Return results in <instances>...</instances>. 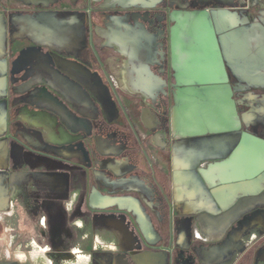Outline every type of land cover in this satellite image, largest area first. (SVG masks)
Listing matches in <instances>:
<instances>
[{
	"label": "crops",
	"instance_id": "crops-1",
	"mask_svg": "<svg viewBox=\"0 0 264 264\" xmlns=\"http://www.w3.org/2000/svg\"><path fill=\"white\" fill-rule=\"evenodd\" d=\"M154 1L0 0V141L26 143L42 167L65 170L56 165L69 162L67 149L85 132L104 167L122 174L132 167L121 154L134 134V149L169 176L167 209L182 247L144 252L135 263L170 264L175 252L178 264H223L241 253L248 226L223 246L201 239L200 248L184 247L195 240L193 226L207 241L246 217L264 228V8L252 21L241 18V4L254 0H215L208 13L194 12L191 26L182 11L161 57L144 19L163 14ZM85 54L97 57L94 68ZM122 119L125 133L113 129ZM16 152L27 153L15 147L16 159ZM4 172L0 166V210ZM116 200L155 242L140 201Z\"/></svg>",
	"mask_w": 264,
	"mask_h": 264
},
{
	"label": "flooded vegetation",
	"instance_id": "flooded-vegetation-1",
	"mask_svg": "<svg viewBox=\"0 0 264 264\" xmlns=\"http://www.w3.org/2000/svg\"><path fill=\"white\" fill-rule=\"evenodd\" d=\"M193 2H196V0ZM144 19L153 25V39L155 43L163 47L160 50V56L164 57L168 41V27L166 26L164 14L144 15ZM81 60L84 64L85 61L88 62L89 66L94 68L97 57L85 54V57ZM109 76L115 88H122L115 75L109 74ZM121 121L122 124H115L113 129H120L122 133H125L127 126L123 119ZM98 127L102 131L107 128L102 122H98ZM83 133L81 137L71 142L72 147L67 149L70 156L69 162L77 164L76 166L82 168L83 173L78 171L77 167L71 165V167H65V170H50L48 186H44L42 185L43 182L37 181L32 182L31 187L24 186L25 182L21 181L23 175L16 174L12 176L14 181L20 179L16 186L12 187L14 181L8 182V195L4 205V213L7 218L12 217L14 214V211L11 210L14 205L10 202V193L19 190L18 202L25 213L27 212V216L37 219L40 222L39 227L48 228V223L50 234L44 244H41L40 240H34L17 246L4 245V257L0 259V264H70L75 257L85 259L87 255L82 246L66 244L55 237L57 233L70 232L72 227L82 233L85 232V229L88 231L89 228L93 229L92 224L90 225L91 218H97L99 226L101 225V229L96 231L97 239L94 246L91 250H88L91 264H122V254H124L126 264H136L135 259L144 252L164 248H182L177 245L178 228L175 227V222L171 220L167 209L169 176L164 170L149 166L145 154L134 149L139 146L138 137L133 134V136L127 138L130 145L122 152L121 158H131L132 167L127 172L119 174L104 167L106 158L94 147L96 146V140L85 138V132ZM10 139L4 138L0 141V166L5 172L9 170ZM25 146L34 149L26 143ZM48 150L62 157L60 148H48ZM24 155L23 160L25 161H28L27 156L33 158L32 162L36 158L28 152ZM81 178H85V180H81ZM31 196L46 201L45 208L57 214L55 218H49L44 212L40 213L37 210L38 208L31 207L29 199ZM119 198H131L140 201L145 209L148 221L156 232L157 240L155 242L152 241L153 239L148 240L145 236L146 233H150V229L140 224L134 210L123 207L116 200ZM248 218L241 219V222L246 221L241 223V228L248 226L242 233L243 244L238 247L243 248L241 257H234L233 260H230L233 257L230 258L231 262L229 264H244L246 258H250L251 264H259L264 257V252H261L264 249V234H262L264 228L257 225V223L251 224L252 219L251 217ZM68 221L73 223L74 226L70 225L67 228ZM86 226L90 227L86 228ZM236 230L235 223L232 224L226 235L223 234L220 239L207 241V238H203L201 233L193 226L195 240L184 248H200L201 239L205 242H211L213 246H223ZM249 232H251L252 239L246 243L244 237ZM121 233L124 235L122 238ZM197 233L199 236L196 235ZM85 237H88V234L83 235V238ZM121 248H124L125 251L123 252ZM177 257L174 252L170 264H178Z\"/></svg>",
	"mask_w": 264,
	"mask_h": 264
},
{
	"label": "rangeland",
	"instance_id": "rangeland-1",
	"mask_svg": "<svg viewBox=\"0 0 264 264\" xmlns=\"http://www.w3.org/2000/svg\"><path fill=\"white\" fill-rule=\"evenodd\" d=\"M194 0H155L154 1V7L155 8H163V14L166 18V26L170 28L171 30H174L178 28V23L180 20V15H182V11L190 12V26L194 23V12L197 14H200L201 12H209V10L216 5L215 0H196V2H193ZM252 1V0H250ZM218 4H226L225 0H217ZM230 3V2H228ZM248 3V1H247ZM241 4V18H250L252 21L259 19V13L261 9L264 8V0H254L253 4L250 6H247L246 4ZM1 4V2H0ZM231 5V4H230ZM233 5V4H232ZM162 11V10H161ZM169 16V17H168ZM166 27V28H167ZM248 112V111H247ZM242 115V110H241ZM15 147L21 148L24 152L30 153V155H33L35 158L34 162L32 157L27 156L28 161L23 160V157L25 156L22 153L16 152L17 159L13 155V150ZM48 156L47 158H49ZM9 170L7 172H4L6 187H5V193L8 195V182L11 180L14 181V177L12 176L14 174L16 175H23L21 178V181L25 182L24 186H32V182H43L42 185L48 186L49 179V169H45L41 162L38 161V154L30 152V149L24 146L23 144L17 142L16 140L10 141V150H9ZM62 168L65 167H71L73 165L74 167L78 168V171H82V168L79 166H76L77 164H72L69 162H62L60 163ZM49 165H46L48 167ZM44 168V169H43ZM56 169L55 167H52L51 170ZM51 172V171H50ZM82 176H84L82 174ZM16 177V176H15ZM80 179V178H79ZM85 180V178H81V180ZM20 179H15L14 182H12V187H15ZM17 192L10 193V202L12 205H14V208L11 209L14 211V214L12 217H8L4 213V209L0 210V259L4 257V245H19V244H27L30 242H33L34 240H40L41 244L45 243V240L48 239L50 234L49 224L47 223L48 228L39 227L40 222L36 219L31 218L30 216H27V212L25 213V210L18 202V192L19 190H16ZM11 192V191H10ZM31 207L38 208L37 210L42 213L44 212L46 215L49 216V218H55L57 214L53 213L52 211H48L45 208L46 201L43 199L38 198H29ZM46 210V211H45ZM42 222V220H41ZM85 222V221H84ZM246 222V221H245ZM245 222H238L236 224V228L241 226V223ZM42 224V223H41ZM46 224V223H45ZM44 224V225H45ZM65 224V223H63ZM92 224V228H89L88 231L85 229V232H81L78 230H75L72 227V230L67 233H57L55 238H59V240L63 241L66 244H73L75 246H82L85 251V254L87 255L86 259L79 257L73 260V262H70V264H91L89 261V252L88 250H91L94 246L95 240L97 239V230L101 229V225L99 226V223L97 221V218H91L90 225ZM43 225V224H42ZM72 225L70 221L67 223V228ZM65 226V227H66ZM90 227V226H86ZM233 230V229H232ZM88 234V237L83 238V235L86 236ZM264 234V233H262ZM253 236V234H252ZM246 240V243L251 241V232L247 233L244 237ZM261 252H264V249H262ZM76 255V254H75ZM241 256V253H235L233 258L230 260H233L234 257ZM228 260L226 263L223 264H229L231 262ZM48 264V263H47ZM244 264H251L250 258H246ZM259 264H264V257L261 259Z\"/></svg>",
	"mask_w": 264,
	"mask_h": 264
},
{
	"label": "water",
	"instance_id": "water-1",
	"mask_svg": "<svg viewBox=\"0 0 264 264\" xmlns=\"http://www.w3.org/2000/svg\"><path fill=\"white\" fill-rule=\"evenodd\" d=\"M205 134H207V132H205V130H204V131L198 132V134H196L195 136H202ZM146 226H147V224H143V227H146Z\"/></svg>",
	"mask_w": 264,
	"mask_h": 264
},
{
	"label": "built area",
	"instance_id": "built-area-1",
	"mask_svg": "<svg viewBox=\"0 0 264 264\" xmlns=\"http://www.w3.org/2000/svg\"><path fill=\"white\" fill-rule=\"evenodd\" d=\"M196 235H197V236H199V234H198V233H197Z\"/></svg>",
	"mask_w": 264,
	"mask_h": 264
}]
</instances>
